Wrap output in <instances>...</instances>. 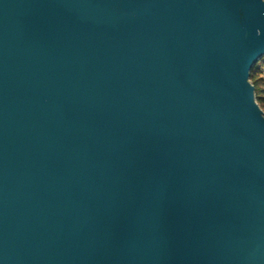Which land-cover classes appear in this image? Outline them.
<instances>
[{
    "label": "water",
    "instance_id": "1",
    "mask_svg": "<svg viewBox=\"0 0 264 264\" xmlns=\"http://www.w3.org/2000/svg\"><path fill=\"white\" fill-rule=\"evenodd\" d=\"M264 0H0V264H264Z\"/></svg>",
    "mask_w": 264,
    "mask_h": 264
},
{
    "label": "trees",
    "instance_id": "2",
    "mask_svg": "<svg viewBox=\"0 0 264 264\" xmlns=\"http://www.w3.org/2000/svg\"><path fill=\"white\" fill-rule=\"evenodd\" d=\"M264 62V56H262L250 69L249 79L254 87V96L257 104L261 107L264 106V68L261 63Z\"/></svg>",
    "mask_w": 264,
    "mask_h": 264
},
{
    "label": "rangeland",
    "instance_id": "3",
    "mask_svg": "<svg viewBox=\"0 0 264 264\" xmlns=\"http://www.w3.org/2000/svg\"><path fill=\"white\" fill-rule=\"evenodd\" d=\"M261 65H262V68H264V62H262ZM262 76H264V73H262ZM260 108H261L262 110H264V106H261Z\"/></svg>",
    "mask_w": 264,
    "mask_h": 264
}]
</instances>
